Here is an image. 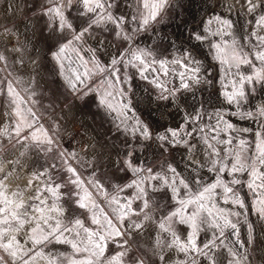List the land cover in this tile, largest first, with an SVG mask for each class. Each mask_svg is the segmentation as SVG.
Returning <instances> with one entry per match:
<instances>
[{
	"label": "snow or ice",
	"instance_id": "1",
	"mask_svg": "<svg viewBox=\"0 0 264 264\" xmlns=\"http://www.w3.org/2000/svg\"><path fill=\"white\" fill-rule=\"evenodd\" d=\"M192 6H0V264H252L248 246L264 244L251 219L264 232V104L244 105L264 93V0H243L239 27L221 15L178 24L179 36L153 27ZM45 74L57 84L50 94ZM138 80L151 87L134 103ZM77 102L104 110L114 126L110 140L86 145L87 159L61 143L64 109ZM257 118L256 130L237 123Z\"/></svg>",
	"mask_w": 264,
	"mask_h": 264
},
{
	"label": "rangeland",
	"instance_id": "2",
	"mask_svg": "<svg viewBox=\"0 0 264 264\" xmlns=\"http://www.w3.org/2000/svg\"><path fill=\"white\" fill-rule=\"evenodd\" d=\"M4 2V0H0V6ZM184 2L187 4L188 0H184ZM243 4V0H193V6L189 8L187 13H183L181 20L177 21H169L166 25H153L154 28L162 27L163 31L169 35H177L179 36L181 32L184 31L183 28H178L177 25L181 24L183 22H187V27L189 29L191 28H197L203 25L206 21L211 19L214 15H221L225 16L227 18H230L231 20L236 22L237 27L245 25V19L246 16L243 14L245 12V9L241 7ZM229 8L231 10H229ZM21 19H25L21 17ZM213 28L216 27L215 24L212 25ZM151 31V30H150ZM37 32V38L39 37V28L36 29ZM29 35H31V32L29 31ZM149 33H142L140 36V40L142 42V45H146L149 43V40L147 39ZM22 38V37H21ZM159 38V34H157L156 37L153 38L152 43H155ZM2 39V38H0ZM15 40L13 39L9 43H14ZM30 55V49L25 54ZM27 62V60L25 61ZM17 75H22V73H17ZM161 78L164 79L162 74ZM23 78H27L26 75L23 76ZM45 85L46 88L42 89L45 91L46 94H50L48 90H54L57 87L56 82L54 81L53 77L48 76L45 74ZM151 87L150 85H147L144 81H137L136 87L134 91L136 92V96L134 99V103L136 100H140L142 95H147L146 89ZM216 88H220V85L217 84ZM257 89H259V85H257ZM23 95V94H22ZM2 99V98H0ZM261 104H264V93H261L259 90L257 91L256 95L251 98L250 103H247L244 105L246 109L249 111L254 110L255 108L259 107ZM45 107H47V101H44ZM78 107L73 109L72 111H69V109L66 107L64 109L65 114L67 115V119H61V123L65 126V130L62 132L63 140L61 143L63 145L71 144L73 148H75L77 151L81 153L87 159V153L92 151V149L87 148L86 145L91 143H95L96 140L99 138H105L109 139L110 137L106 134H108L111 131V135L114 136V126L111 123V117L107 116L104 113V110H100L99 114L97 113V109L95 107L91 109L84 108L82 104H79L77 102ZM82 110L84 115L83 117L81 115H78L77 113ZM211 111V109H209ZM147 116V114H145ZM235 120L236 118L233 117ZM237 123L244 127H250L253 130L260 128V121L257 118L256 120H246V121H237ZM250 138V137H249ZM176 159L180 160V154L179 152L176 153ZM184 166V162H181V167ZM84 175L86 176L87 173L85 172ZM100 179H107L109 180V183H111L110 177H105L104 175L98 173L97 174ZM247 174L245 173L244 176L241 177V179H245ZM208 177H206L207 179ZM131 191V190H128ZM244 192H248V189L245 187L243 189ZM251 198V193H249V199ZM97 202L100 204L101 207L104 208L105 211L110 212V209L107 207V204L105 200L101 197H96ZM222 207H229V205H222ZM159 213H157L158 215ZM251 219L256 222V235L260 237L261 240H264V232L261 231L260 222L257 220L256 216L253 214L251 216ZM230 231V230H229ZM209 233L208 235H210ZM227 235V232H226ZM201 238L206 239L207 236L203 233H201ZM246 238V231L242 227L241 228V241H243ZM234 236H229L227 240H225V244H227L229 241H235ZM147 241L142 240L141 243H146ZM51 247V246H50ZM253 247H256L254 245H249L247 251L250 253V259L252 264H262V261H264V244H260L257 247L256 251H253ZM133 250H135V245H133ZM53 251H68L71 252V249L67 245H55L53 247ZM240 252H244L245 249H239ZM226 254V250H225ZM181 253H175L173 260L178 261L182 259Z\"/></svg>",
	"mask_w": 264,
	"mask_h": 264
},
{
	"label": "bare ground",
	"instance_id": "3",
	"mask_svg": "<svg viewBox=\"0 0 264 264\" xmlns=\"http://www.w3.org/2000/svg\"><path fill=\"white\" fill-rule=\"evenodd\" d=\"M4 3H5V0H4V2L1 4V6H3ZM30 27H31V26H30ZM143 95H144V94H143ZM143 95H142V96H143Z\"/></svg>",
	"mask_w": 264,
	"mask_h": 264
}]
</instances>
